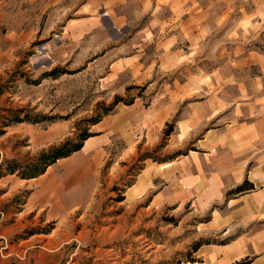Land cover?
<instances>
[{
    "label": "rangeland",
    "instance_id": "rangeland-1",
    "mask_svg": "<svg viewBox=\"0 0 264 264\" xmlns=\"http://www.w3.org/2000/svg\"><path fill=\"white\" fill-rule=\"evenodd\" d=\"M0 219L58 264H264V0H0Z\"/></svg>",
    "mask_w": 264,
    "mask_h": 264
},
{
    "label": "crops",
    "instance_id": "crops-1",
    "mask_svg": "<svg viewBox=\"0 0 264 264\" xmlns=\"http://www.w3.org/2000/svg\"><path fill=\"white\" fill-rule=\"evenodd\" d=\"M0 219V264H58L60 262V255L53 248L41 245L37 249H30L26 251L24 247H20L19 243L3 247L5 238V231L2 229ZM31 237L25 239L29 240ZM31 241H35L34 239ZM232 254L224 256L222 263L230 260Z\"/></svg>",
    "mask_w": 264,
    "mask_h": 264
},
{
    "label": "trees",
    "instance_id": "trees-1",
    "mask_svg": "<svg viewBox=\"0 0 264 264\" xmlns=\"http://www.w3.org/2000/svg\"><path fill=\"white\" fill-rule=\"evenodd\" d=\"M86 137H82L81 140L85 139ZM81 147V143H75L74 145H72V147H66V145H63L61 147H57V148H54L52 149V151L50 152L49 155L47 156H42L40 157V161L43 162V166L42 169L41 166H40V163L37 164V169L39 168V171H37V173L35 175H24L25 176H28V177H33V176H36L37 174L41 173L44 168L48 165H50L52 162H54L56 159L58 158H61V157H64V156H67L69 153L75 151V150H78L79 148Z\"/></svg>",
    "mask_w": 264,
    "mask_h": 264
}]
</instances>
